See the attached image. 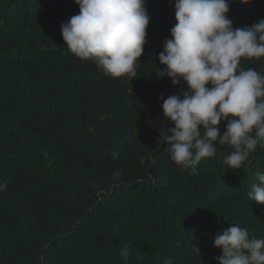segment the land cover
I'll return each instance as SVG.
<instances>
[{
    "label": "trees",
    "instance_id": "trees-1",
    "mask_svg": "<svg viewBox=\"0 0 264 264\" xmlns=\"http://www.w3.org/2000/svg\"><path fill=\"white\" fill-rule=\"evenodd\" d=\"M145 6L136 77L113 78L62 39L75 0H0V264H213L231 224L264 238V204L248 199L264 141L238 170L228 145L195 171L169 159L160 97L187 89L156 75L174 0ZM228 17L251 26L264 0H231ZM241 67L264 74V57Z\"/></svg>",
    "mask_w": 264,
    "mask_h": 264
},
{
    "label": "clouds",
    "instance_id": "clouds-1",
    "mask_svg": "<svg viewBox=\"0 0 264 264\" xmlns=\"http://www.w3.org/2000/svg\"><path fill=\"white\" fill-rule=\"evenodd\" d=\"M230 2L174 0L176 23L158 55L163 68H158L157 77H167L173 87L181 82L187 86L166 99L160 97L164 120L174 125L164 136L166 151L177 166L193 171L224 145L232 149L224 164L241 169L258 142L264 141V74L241 67L244 59L264 57V19L234 28L228 17ZM75 4L79 12L61 25L67 49L81 60H93L113 78L136 77L150 21L146 0ZM256 178L248 199L264 204V172H257ZM6 189L7 181H0V192ZM213 247L221 250L213 264H264V238H250L248 229L237 224L217 233ZM194 249L200 255V249ZM121 255H128V246ZM162 264L173 260L165 257Z\"/></svg>",
    "mask_w": 264,
    "mask_h": 264
}]
</instances>
